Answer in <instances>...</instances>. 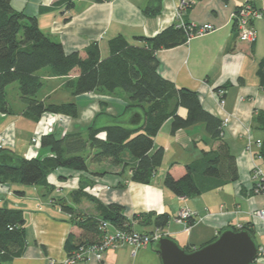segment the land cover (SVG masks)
Masks as SVG:
<instances>
[{
	"label": "crops",
	"instance_id": "obj_1",
	"mask_svg": "<svg viewBox=\"0 0 264 264\" xmlns=\"http://www.w3.org/2000/svg\"><path fill=\"white\" fill-rule=\"evenodd\" d=\"M150 1L75 0L69 7L66 0H11L16 10L36 16L41 29L62 42L67 52L78 50L83 57L86 47L93 42L98 43L101 56L107 57L109 40L118 35H123L131 44L143 45L138 36L152 37L178 23L179 11L182 13L180 20L185 23L213 24L215 29L206 34L195 35L172 48L160 49L157 52L159 71L177 87L196 90L207 110L222 119L229 118L223 138L229 142L236 156L239 180L193 198L175 195L164 184L167 172L180 177L186 164L199 157L203 148H215L218 142L208 135L204 123L199 126L201 133H198L197 125L200 124H197L172 134L171 119H167L155 137V147L164 146L165 157L151 184L131 181L130 168H125L120 174L121 167L114 168L107 162L91 163L87 171L60 167L48 176L51 188L20 183L0 184V206L24 211L27 240L20 256L0 264H47L52 258L64 260L75 250L82 232L76 221L90 216L101 218L95 203L89 198L81 196L76 202L72 200L71 192L80 186L104 204H121L124 214L131 220L140 212H168L171 220L160 231L176 239L183 247L198 248L222 229L250 222L256 230L257 243L264 250V218L252 214L256 209H264V193L250 192L252 168L257 165L264 175V159L256 156L259 146L255 143L257 139L262 140L264 132L255 128L253 121L256 112L264 109V86H261L258 74L259 64L264 59V2L197 0L193 6L183 9V0H160L159 13L147 15L144 9ZM248 1L263 10V15L253 21L258 35L252 43L239 38L233 21L236 8ZM78 74L79 70L75 69L69 76L56 77L47 70L42 76L47 82L42 99L51 103L75 101L79 108L76 120L71 117L61 124L55 123L59 132L83 130L100 112L109 123L117 119L125 121L129 111L134 112L129 126L142 122V109L135 107L125 111L128 96L120 91L116 94L93 91L73 96L70 89L68 96L57 95L58 91L64 90L66 80ZM227 82L230 85L223 88L224 94L219 96L216 88ZM221 99L224 105L220 104ZM23 110L21 102L17 108L14 107V114H0V139L4 138V147L11 148L16 155L31 158L45 150L40 147V141L32 144L33 138L44 128L23 115ZM178 112L184 115L186 109L180 107ZM249 137L253 139L250 149ZM123 183L124 186L121 185ZM60 198H65L73 210L64 209ZM183 207H189L195 213L190 228L176 220ZM198 217H203V220L196 221ZM116 228L110 223L108 230ZM132 228L142 232L155 230L152 224L144 225L138 221H133ZM103 235L104 232L98 240ZM70 236L73 237L72 248L68 250ZM153 244V241L145 247L122 244L107 249L102 260L89 259L79 264H161ZM253 264H264V259L259 258Z\"/></svg>",
	"mask_w": 264,
	"mask_h": 264
},
{
	"label": "trees",
	"instance_id": "obj_2",
	"mask_svg": "<svg viewBox=\"0 0 264 264\" xmlns=\"http://www.w3.org/2000/svg\"><path fill=\"white\" fill-rule=\"evenodd\" d=\"M66 2L72 7L75 0ZM160 10V0H151L144 12L155 15ZM234 26L237 29L236 24ZM188 35L185 27L174 23L152 37L138 36L143 45L131 44L123 35L111 38L110 53L105 58L101 56L98 43L93 42L86 47L83 57L78 50L67 52L62 42L41 29L36 16L16 10L11 0H0V114L15 113L7 98V88L17 82L24 105L23 115L35 121L45 114L76 118L79 108L75 101L51 103L39 97L45 81L38 71L48 67L50 74L56 77L69 76L73 70H79L76 77L65 82L74 95L93 91L102 94L124 91L128 96L125 111L140 107L143 118L134 126L116 121L99 125L100 112L83 130L44 133L40 138V147L45 149L44 152L31 158L16 155L11 148L2 147L0 184L20 183L51 188L48 176L60 167L87 171L89 164L104 162L114 168L121 167L120 174L125 168H130L131 181L151 184L165 157V147H155V137L167 119H171L172 134L204 123L208 135L218 142L215 148H203L199 157L186 164L180 177L167 172L164 184L175 195L193 198L238 181L240 175L236 156L229 142L223 138V119L203 106L196 90L177 87L159 71L157 52L187 42ZM258 74L260 84L264 86V59L259 64ZM229 85L227 82L216 90ZM180 107L186 109L184 115L178 112ZM253 121L254 127L264 132V109L256 112ZM256 156L264 159V136ZM121 185L124 186V183ZM254 188L255 184L250 192H255ZM81 196L95 203L101 218L90 216L76 221L82 232L81 241L74 246L75 249L82 244L98 242L103 233L100 229L103 221L122 229L132 228V221L152 224L155 230L145 233L153 234L167 227L171 220L168 212L154 210L134 214L131 220L124 214L121 204H104L93 194L84 192L83 186L71 192L75 202ZM59 202L64 209L73 210L65 198H60ZM25 221L22 209L0 206V262H9L23 253L27 243ZM190 223L193 224V220ZM229 227L245 229L256 237V230L250 222ZM222 230L199 247L215 240ZM72 240V236L67 240L68 250L72 248ZM184 248L187 251L195 249L189 245Z\"/></svg>",
	"mask_w": 264,
	"mask_h": 264
},
{
	"label": "built area",
	"instance_id": "obj_3",
	"mask_svg": "<svg viewBox=\"0 0 264 264\" xmlns=\"http://www.w3.org/2000/svg\"><path fill=\"white\" fill-rule=\"evenodd\" d=\"M197 0H183L182 8H186L191 4L195 3ZM264 2V0H263ZM179 17V25L183 26L188 30V40H190L195 35H203L215 29V26L210 23L204 24H193L189 23L186 24L183 20H180L181 11L178 13ZM263 15V10L259 9L254 3L252 2H245L241 4L234 12L233 21L236 24L237 31L239 38L246 42H255L257 39V29L254 26L253 21L257 18H260ZM219 96L224 94V90H218ZM220 104L224 105V100H220ZM64 118L63 115H49L45 114L42 116V120L44 124L42 125L44 131H40L37 133L33 138V142L38 143L40 141L41 136L44 133L51 132L54 130V125L60 119ZM229 121L228 117L223 119V128L227 125ZM249 144L248 149H250L252 144V138L249 137ZM5 139H0V148L4 147ZM255 143L260 146L262 143L261 139H257ZM259 157V156H258ZM252 180L253 185L255 184V192L257 193H264V175L261 169L255 165L252 168ZM252 185V186H253ZM254 216H259L264 218V209H256L252 212ZM195 217L194 211H192L189 207L181 208L176 216V220L178 222H183L186 224L187 228H190L192 224L190 220H193ZM203 220V217H198L196 221ZM133 222V221H132ZM110 223L108 221H103L100 224V229L104 232L103 238L98 242L91 243V244H82L77 247L75 250L71 251L64 260H57V259H50L47 264H79V262L89 259H96L102 260L104 257L105 252L107 249L116 247L122 244H130L134 247H145L149 245L152 241L156 240L158 237L164 235V232L160 230H156L153 234L145 233L142 231H138L134 228H116L113 231H109ZM259 258L264 259V250L261 249L259 253Z\"/></svg>",
	"mask_w": 264,
	"mask_h": 264
},
{
	"label": "water",
	"instance_id": "obj_4",
	"mask_svg": "<svg viewBox=\"0 0 264 264\" xmlns=\"http://www.w3.org/2000/svg\"><path fill=\"white\" fill-rule=\"evenodd\" d=\"M153 242L161 264H253L261 250L249 231L231 227L224 228L215 240L192 251L166 234Z\"/></svg>",
	"mask_w": 264,
	"mask_h": 264
},
{
	"label": "rangeland",
	"instance_id": "obj_5",
	"mask_svg": "<svg viewBox=\"0 0 264 264\" xmlns=\"http://www.w3.org/2000/svg\"><path fill=\"white\" fill-rule=\"evenodd\" d=\"M49 68L48 67H45V68H42L41 70H39L38 71V74L39 75H41V76H43V74L44 73H46L47 72V70H48ZM45 82H44V85H43V87L41 88V90L39 91V97L41 98V97H43L45 94H46V89H47V82H46V80H44ZM67 90H69V92H67ZM122 94H125V92L124 91H120ZM69 93H71V90H70V88L69 87H64V90L63 91H58L57 92V95H61V96H68L69 95ZM73 96H74V94H72ZM7 98H8V100L10 101V103L14 106V107H18V105L22 102L21 101V99H20V92H19V87H18V83L17 82H14V83H12L11 85H9L8 86V88H7ZM134 108V107H133ZM131 109V108H130ZM82 114V113H81ZM133 116H134V112L133 111H129V113L125 116L126 117V119H125V121L124 120H121V119H117V120H115L116 122H120V121H123V122H120V123H126L125 125H132L131 124V119L133 118ZM67 118H71V117H68V116H64V118H62V120L60 119L59 121H57V122H62L64 119L66 120ZM77 118V117H76ZM76 118H74V120H76ZM107 120V117H105L103 114H101L100 116H99V118H98V121H97V123L99 124V125H103V123H107L108 121H106ZM44 121L45 120H42V117L37 121V123L39 124V126L41 127L43 124H44ZM112 122H114V121H111V123ZM109 123V122H108ZM61 124V123H60ZM197 124H200V125H197ZM197 124H195V125H197L198 126V133H201V131H202V129H201V127L199 128V126H201V124H203V123H197ZM205 125V124H204ZM55 126H56V124H55ZM54 126V127H55ZM192 126H194V125H192ZM192 126H190V127H192ZM87 127V126H86ZM54 130H56V131H58V129L57 128H54ZM203 132V131H202ZM32 144L33 145H36V142H33V140H32Z\"/></svg>",
	"mask_w": 264,
	"mask_h": 264
}]
</instances>
